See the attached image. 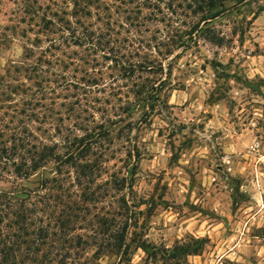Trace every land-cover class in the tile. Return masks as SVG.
<instances>
[{
  "label": "rangeland",
  "instance_id": "1",
  "mask_svg": "<svg viewBox=\"0 0 264 264\" xmlns=\"http://www.w3.org/2000/svg\"><path fill=\"white\" fill-rule=\"evenodd\" d=\"M2 194L0 264H264V0H0Z\"/></svg>",
  "mask_w": 264,
  "mask_h": 264
},
{
  "label": "trees",
  "instance_id": "2",
  "mask_svg": "<svg viewBox=\"0 0 264 264\" xmlns=\"http://www.w3.org/2000/svg\"><path fill=\"white\" fill-rule=\"evenodd\" d=\"M232 0H195V5H196V12L199 13H208L211 11H214L215 9H217L218 7H222L224 8L227 2H230ZM247 0H240V3H244ZM51 25L52 23L49 22ZM81 40V38H77V43H79V41ZM81 146V142L79 143V146ZM49 149V148H48ZM50 153H43L39 158L32 160V163L30 164V166L28 165L27 167V173L25 175H28V173L30 172H35L38 169H40L43 164L45 163V161L50 158L53 157V150L49 149ZM78 152V153H77ZM77 152H72L68 159L65 161L63 157L60 156H55L56 157V161H58V166L59 169L61 170L62 167H64L65 165H70L72 162L73 165H77L80 163V161H82L83 157H85V150H81L80 148H77ZM24 165H27V163H24ZM18 175H21V171H22V167L17 169ZM19 202H15L13 200V196L11 194H2L0 196V207H7L9 209L14 208L15 206H17ZM31 203V202H29ZM28 204L27 201L24 200V202L22 203V205L20 206V209H22L20 212L17 213V221L15 222V225L18 227L19 224H21V226L18 227V232H23V234H21L22 237L24 238H31L32 236H34V232L31 233L30 232V227L32 226V224L29 223V221L31 220V218L29 217V213L27 210ZM43 232V231H42ZM19 235L18 238L21 237ZM41 237V236H39ZM44 238H47V236H45ZM122 243H124V239L122 238L121 240ZM124 245V244H122ZM120 248L122 249V246H120ZM129 249V245H126V252ZM182 251H184L185 255H198V253H200L202 247H196L193 250L190 249H186L184 250L183 248H181Z\"/></svg>",
  "mask_w": 264,
  "mask_h": 264
}]
</instances>
